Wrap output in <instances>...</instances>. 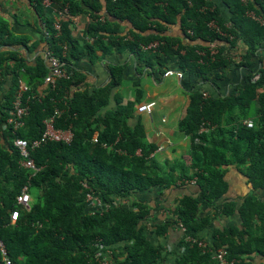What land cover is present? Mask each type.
Segmentation results:
<instances>
[{"label": "trees", "instance_id": "trees-1", "mask_svg": "<svg viewBox=\"0 0 264 264\" xmlns=\"http://www.w3.org/2000/svg\"><path fill=\"white\" fill-rule=\"evenodd\" d=\"M63 1L69 15L84 13L76 0ZM221 1L230 9L229 18L221 15L217 0H192L190 5L184 0H84L95 20L89 30L95 46L106 50L104 37L110 34V42L124 40L138 52L148 53L147 61L163 68L176 63L185 75L210 81L223 78L234 63L231 52L237 42L245 44L241 62L233 64L249 69L243 82L224 96H203L204 91L195 88L189 96L179 125L189 139V166L181 163L167 170L151 157L157 146L147 140L144 127H130L126 121L133 113L134 101L103 116L99 114L103 99L97 92L71 95L75 73L60 78L52 88L44 83L49 72L45 62L28 64L16 50H0V237L12 264H105L103 257H96L97 251L112 253L109 264H158L175 250L179 251L174 264H217L212 253L218 246L225 247L226 259L235 260L234 264H262L257 258H264V69L252 65L264 41V22L246 12L253 11L264 20V0H247L246 4ZM41 5L43 0H35L37 9ZM122 20L131 23L130 34L119 32ZM211 20L215 26L209 24ZM47 26L55 54L62 56L63 44H68L67 54L77 55L79 48L67 22L62 21L59 35L53 22ZM173 26L180 35L169 33ZM8 31L0 22V40L5 46L14 42ZM151 41L161 43L155 52L143 48ZM213 42L216 52L210 53ZM67 54L62 56L64 61ZM21 80L29 88L24 100L35 97L28 103L26 126L14 131L5 123ZM56 106L65 109L56 125H71L74 134L70 142L48 141L33 151L36 165L42 168L34 173L19 164L13 139L37 138ZM246 118L253 120L252 128L242 125ZM202 124L207 130L199 131ZM231 165L246 177L252 190L241 201L224 196L228 189L224 177ZM185 180L194 181L199 188L197 195L175 199L166 222L156 225L154 232L159 239L154 241L149 236L152 207L144 192L182 187ZM25 185L33 198L29 210H22L16 201ZM90 191L106 202L128 197L130 203L87 213ZM204 206L217 210L206 212ZM12 209H18L20 216L14 225L8 216ZM220 214L236 217L239 222L214 228L212 240L199 244L204 242L206 228ZM169 229L177 230L172 252L166 239Z\"/></svg>", "mask_w": 264, "mask_h": 264}, {"label": "crops", "instance_id": "crops-1", "mask_svg": "<svg viewBox=\"0 0 264 264\" xmlns=\"http://www.w3.org/2000/svg\"><path fill=\"white\" fill-rule=\"evenodd\" d=\"M76 1L82 5L84 13L63 15V0H51L49 5L43 4L38 7L39 9L35 6V0H0V22L8 28L14 41L11 46H5L0 40V50H16L18 54L26 58L28 64L42 61L48 65L47 54L51 49L49 43L51 32L47 23H54L56 19L67 22V28L70 29L79 48V51H76L77 55L70 54V51L67 54L68 60H63L67 67V76L74 73L76 75L73 77L76 83L71 84L69 88L71 95L97 92L100 100L103 99V105L99 110V114L103 116L114 114L121 105L134 101L133 113L127 116L126 121L130 127L138 124L144 127L147 140L157 146L151 157L165 165L167 170L181 163L189 166L191 163L188 153L189 139L179 126L180 120L186 113L189 96L194 88L202 89L207 94L224 96L238 83L243 82L249 75V69L243 65L235 67L233 64L241 62V57L246 50L245 44L242 41L237 42V48L231 52L234 63H231L221 79L210 81L193 74H182L180 77L176 73L166 75L168 70L181 72L180 68L176 63L169 65V68L165 67L166 69L159 67L156 62L147 61L148 53L138 52L124 40H121L119 44L116 41L110 42V34L104 37L106 50L95 46L96 39L89 31L91 25L95 23L91 17V8L86 6L84 0ZM216 3L221 15L229 18L231 12L226 3L221 0H217ZM111 21L115 20L112 18ZM130 28L131 23L122 20L119 32L129 33ZM169 33L180 35L176 26L169 28ZM253 60V68L264 69V41L257 49L256 58ZM149 102L154 103L151 110L140 109L142 105ZM137 152L140 153L139 149ZM224 178L228 183L225 199L241 201L242 197L252 192L246 177L234 165L228 167ZM184 182L182 187L156 188L150 192H144L143 197L152 207L149 236L154 241L159 239L154 232L156 225L166 222L168 209L175 208V199L186 194L197 195L198 186L193 181L185 180ZM203 210L213 213L217 209L213 206H204ZM238 222L236 217H225L220 214L213 219L209 228H206L203 239L211 241L214 228L222 229ZM176 231V229L173 231L169 229L166 235V239L168 238L172 246L169 247L172 248L171 252L174 248ZM178 251L169 253L158 264H174ZM257 262L264 264V258H257Z\"/></svg>", "mask_w": 264, "mask_h": 264}, {"label": "built area", "instance_id": "built-area-1", "mask_svg": "<svg viewBox=\"0 0 264 264\" xmlns=\"http://www.w3.org/2000/svg\"><path fill=\"white\" fill-rule=\"evenodd\" d=\"M188 5L192 4V0H184ZM242 4H246L247 0H238ZM51 0H43L44 5H49ZM64 11V13H63ZM61 13V12H60ZM63 15H66L69 13L68 7L64 6V9L62 10ZM246 15L250 18L257 20L259 23H263V17L257 16L253 11L246 12ZM54 27L56 29V35H59L62 30V21L61 19H56L54 21ZM210 25L215 26V23L213 20L209 22ZM188 33L190 31L188 30ZM161 45L159 41H151L148 44L143 45V48L145 49H152L153 51H156V49ZM68 44H63V51L62 56H65L68 51ZM200 52V51H199ZM216 52V45L213 43L210 44V53ZM49 60H48V66H49V72L45 76L44 83L47 85H50L52 88H55L57 86V83L60 78L67 76V67L65 66V63L63 61L62 56H59L55 54L52 49L49 50L47 54ZM177 74L179 77L182 75L181 72H176L175 70H168L166 72V75H172ZM28 86L21 80L20 86H19V92L16 96V99L13 103V109L9 113V117L6 120L5 125L12 126L14 131H18L19 129L26 126V117L29 114V101L31 98L35 97L30 96L27 98V100H24V93L28 91ZM41 95L43 93L41 92ZM207 92H203V96H206ZM154 106V103H147L140 107L142 110H151V108ZM65 111L64 108H61L59 106L55 107V110L53 113H51L45 120H44V130L42 134H40L37 138H33L32 140H27L22 137H15L13 139L14 146L18 149L20 154V160L19 164L26 169L32 170L34 173L39 172L42 168L38 167L35 163L34 158L32 157V152L35 151L37 148L41 147L42 145L46 144L48 141H65L70 142L72 140V136L74 134V131L72 129V126H66V127H60L56 125V119L58 117H61L63 112ZM242 125L247 128H252L254 123L251 118H246L242 120ZM207 130L206 125L202 124L200 126L199 131ZM95 137V135H94ZM139 152L141 150L139 149ZM194 182V181H193ZM85 187H88L86 184H84ZM29 186L25 185L20 194L17 195L16 201L19 205H21L22 210H29L31 208V194L29 191ZM87 213H94V212H103L106 209H109L110 207H115L119 205H128L130 203V198L124 197L119 198L116 197L114 201L112 202H106L104 201L100 196H97L93 193V191H90L87 193ZM9 216L11 218V224H14L19 219V210L15 209L12 210L9 213ZM1 226V221H0ZM183 230V227H182ZM186 240H189V237H185ZM199 244L206 245V242L204 240L200 241ZM99 248L101 247L100 243L96 244ZM101 250V249H100ZM183 251L184 249H180ZM227 251L225 247L218 246L215 249H213V257L216 259L217 264H234L235 260H227L226 259ZM96 257L99 259L103 257L104 263L109 264L113 262L112 253L110 251L108 252H101L97 251ZM0 260L1 264H12L11 259L8 255V251L6 249V246L3 242V240L0 238Z\"/></svg>", "mask_w": 264, "mask_h": 264}, {"label": "clouds", "instance_id": "clouds-1", "mask_svg": "<svg viewBox=\"0 0 264 264\" xmlns=\"http://www.w3.org/2000/svg\"><path fill=\"white\" fill-rule=\"evenodd\" d=\"M154 52H155V51H154ZM175 71H176V70H175ZM176 72H177V71H176ZM181 73H182V72H181ZM181 76H182V75H181ZM29 191H30V189H29ZM19 194H20V193H19ZM30 194H31V198H32V193H31V191H30ZM32 200H33V198H32ZM32 200H31V202H32ZM12 210H15V209H12ZM12 210H11V211H12ZM11 211H10V212H11ZM10 212H9V213H10ZM8 216H9V215H8ZM9 218H10V216H9ZM19 218H20V216H19ZM18 220H19V219H18ZM0 221H1V226H2V224H3V220H2L1 218H0ZM16 222H17V221H16ZM16 222H15V223H16ZM15 223H14V224H15ZM10 224H11V218H10ZM14 224H11V225H14ZM0 238H1V237H0ZM3 242H4V241H3Z\"/></svg>", "mask_w": 264, "mask_h": 264}, {"label": "rangeland", "instance_id": "rangeland-1", "mask_svg": "<svg viewBox=\"0 0 264 264\" xmlns=\"http://www.w3.org/2000/svg\"><path fill=\"white\" fill-rule=\"evenodd\" d=\"M33 192L36 193L37 191L34 190ZM171 249H172V248H171ZM171 249H170V250H171Z\"/></svg>", "mask_w": 264, "mask_h": 264}]
</instances>
